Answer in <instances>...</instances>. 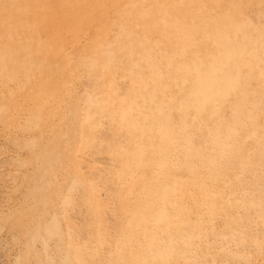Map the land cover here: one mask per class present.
<instances>
[{
    "label": "bare ground",
    "instance_id": "1",
    "mask_svg": "<svg viewBox=\"0 0 264 264\" xmlns=\"http://www.w3.org/2000/svg\"><path fill=\"white\" fill-rule=\"evenodd\" d=\"M1 223L15 264H264V0H0Z\"/></svg>",
    "mask_w": 264,
    "mask_h": 264
},
{
    "label": "rangeland",
    "instance_id": "2",
    "mask_svg": "<svg viewBox=\"0 0 264 264\" xmlns=\"http://www.w3.org/2000/svg\"><path fill=\"white\" fill-rule=\"evenodd\" d=\"M1 226H0V264H15L14 263V261H15V258L17 257V256H19L18 254L20 253V248H22L21 247V245L22 244H20L19 243V240H17L15 237L16 236H18V233L16 232L17 230L15 229V228H10L9 227V225H8V223H1L0 224ZM7 225V226H6ZM6 229H5V228ZM7 230V231H6ZM14 232V233H13ZM8 233L10 234V235H8ZM7 234V235H6ZM14 234V235H13ZM12 235V236H11ZM16 235V236H15ZM9 236H11V237H9ZM5 238V239H4ZM8 239V240H7ZM10 239V240H9ZM13 239H15V240H13ZM3 240H4V243H3ZM7 240V241H6ZM13 242H12V241ZM15 241V242H14ZM11 242H12V244H11ZM17 243H18V245H17ZM2 244L4 245V247H2ZM20 245V246H19ZM12 246V247H11ZM18 246V247H17ZM9 247V248H8ZM8 248V249H7ZM10 248H12V249H10ZM15 248V249H14ZM6 250H7V252H6ZM15 250V251H14ZM17 251H19V253L17 252ZM4 252V253H3ZM11 252V253H10ZM17 254H16V253ZM5 253H7V255L5 254ZM8 255H11V256H8ZM15 255H17V256H15ZM3 257V258H2ZM12 258V259H11ZM14 259V260H13ZM8 260V261H7ZM19 260V259H18ZM4 261H6V262H4ZM12 263H11V262ZM2 262V263H1ZM18 264H20V262L18 263Z\"/></svg>",
    "mask_w": 264,
    "mask_h": 264
}]
</instances>
